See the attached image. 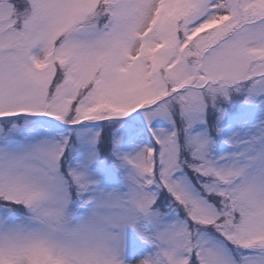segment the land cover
Returning <instances> with one entry per match:
<instances>
[{"label":"snow or ice","instance_id":"6c2138e0","mask_svg":"<svg viewBox=\"0 0 264 264\" xmlns=\"http://www.w3.org/2000/svg\"><path fill=\"white\" fill-rule=\"evenodd\" d=\"M0 264H264V0H0Z\"/></svg>","mask_w":264,"mask_h":264}]
</instances>
